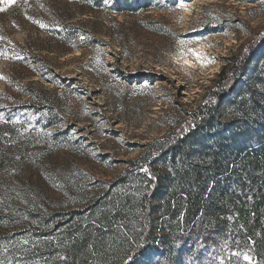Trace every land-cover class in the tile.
<instances>
[{"label":"rangeland","instance_id":"1","mask_svg":"<svg viewBox=\"0 0 264 264\" xmlns=\"http://www.w3.org/2000/svg\"><path fill=\"white\" fill-rule=\"evenodd\" d=\"M0 9V264H129L114 205L142 190L140 174L207 102L225 60L263 33L264 0H154L121 15L77 0ZM15 108L31 111L6 120ZM216 120L238 146L264 123V48Z\"/></svg>","mask_w":264,"mask_h":264},{"label":"trees","instance_id":"2","mask_svg":"<svg viewBox=\"0 0 264 264\" xmlns=\"http://www.w3.org/2000/svg\"><path fill=\"white\" fill-rule=\"evenodd\" d=\"M77 1L121 15L148 12L154 0ZM68 30L64 27L58 34L65 37ZM262 48L264 31L225 60L207 102L168 135L170 141L161 144L155 161L140 174L142 190L114 205V221L130 243L129 264H264V123L252 125L255 131L238 146L216 120ZM28 111L4 110V117L12 121ZM39 114L47 116L42 110ZM195 154L205 167L194 162ZM157 167L167 170L165 181ZM157 215L162 221L159 232ZM44 234L34 235L48 236Z\"/></svg>","mask_w":264,"mask_h":264},{"label":"snow or ice","instance_id":"3","mask_svg":"<svg viewBox=\"0 0 264 264\" xmlns=\"http://www.w3.org/2000/svg\"><path fill=\"white\" fill-rule=\"evenodd\" d=\"M5 3H15V0H4ZM3 9H0V11H2ZM245 259L248 260L250 259L249 257L245 256ZM129 260H131V257H129ZM127 264V262H126Z\"/></svg>","mask_w":264,"mask_h":264}]
</instances>
